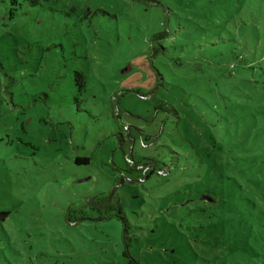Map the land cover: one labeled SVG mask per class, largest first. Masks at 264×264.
<instances>
[{
	"label": "rangeland",
	"instance_id": "rangeland-1",
	"mask_svg": "<svg viewBox=\"0 0 264 264\" xmlns=\"http://www.w3.org/2000/svg\"><path fill=\"white\" fill-rule=\"evenodd\" d=\"M2 211L0 264H264V0H0Z\"/></svg>",
	"mask_w": 264,
	"mask_h": 264
},
{
	"label": "trees",
	"instance_id": "trees-1",
	"mask_svg": "<svg viewBox=\"0 0 264 264\" xmlns=\"http://www.w3.org/2000/svg\"><path fill=\"white\" fill-rule=\"evenodd\" d=\"M12 4L16 3V0H11ZM159 36V34L155 35L154 38H157ZM74 81L77 85L78 88H82L84 85V81H83V75L82 73L75 71L74 72ZM85 159H77L76 162L80 163V162H84ZM151 167H148V165L146 164V166L141 170L142 174L146 177L148 176V174L152 171L149 170ZM154 171H156V169H154ZM157 172V171H156ZM123 182V180H122ZM95 200H91L90 203L92 205L93 208H96V210L99 212V216L98 219H106L112 215H116L118 218L122 219L125 221V218L123 217V212L122 209L120 207V205H114V203L111 202L110 198H104V199H99V198H92ZM115 209V213H112V211ZM8 215V212L6 211H2L0 212V218L4 219L6 216ZM125 231H127V224L125 225Z\"/></svg>",
	"mask_w": 264,
	"mask_h": 264
},
{
	"label": "water",
	"instance_id": "water-1",
	"mask_svg": "<svg viewBox=\"0 0 264 264\" xmlns=\"http://www.w3.org/2000/svg\"><path fill=\"white\" fill-rule=\"evenodd\" d=\"M202 198H205V199H210L208 196H203Z\"/></svg>",
	"mask_w": 264,
	"mask_h": 264
},
{
	"label": "built area",
	"instance_id": "built-area-1",
	"mask_svg": "<svg viewBox=\"0 0 264 264\" xmlns=\"http://www.w3.org/2000/svg\"><path fill=\"white\" fill-rule=\"evenodd\" d=\"M144 145H146V144L144 143ZM157 172H158V171H157ZM139 179L142 180V179H144V178H143V177H140Z\"/></svg>",
	"mask_w": 264,
	"mask_h": 264
}]
</instances>
